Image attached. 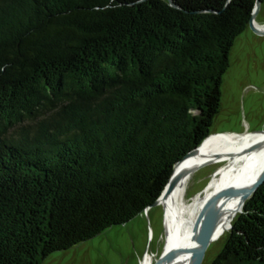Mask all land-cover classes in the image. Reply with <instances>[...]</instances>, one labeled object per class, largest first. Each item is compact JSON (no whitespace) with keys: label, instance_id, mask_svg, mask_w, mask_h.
<instances>
[{"label":"trees","instance_id":"trees-1","mask_svg":"<svg viewBox=\"0 0 264 264\" xmlns=\"http://www.w3.org/2000/svg\"><path fill=\"white\" fill-rule=\"evenodd\" d=\"M174 1L0 0V264L144 212L212 133L256 0ZM211 264H264V183Z\"/></svg>","mask_w":264,"mask_h":264},{"label":"rangeland","instance_id":"rangeland-1","mask_svg":"<svg viewBox=\"0 0 264 264\" xmlns=\"http://www.w3.org/2000/svg\"><path fill=\"white\" fill-rule=\"evenodd\" d=\"M255 20L257 25H264V1ZM229 59L230 66L221 85V106L211 126V132H263L264 34L256 32L248 25L235 38ZM243 162L244 160L237 157L225 158L194 169L188 175L183 195L186 207H192L196 197L206 195L208 190L216 187L215 183L219 179L223 180L221 171L224 167L234 166L225 175V180H231ZM205 208L206 206L200 208L197 215L201 217ZM239 213L240 210L230 224ZM229 232L230 228L226 227L210 243L201 264H211L223 248ZM166 243L165 206L159 203L124 223L112 225L88 240L51 253L39 264H156L165 251Z\"/></svg>","mask_w":264,"mask_h":264},{"label":"bare ground","instance_id":"bare-ground-1","mask_svg":"<svg viewBox=\"0 0 264 264\" xmlns=\"http://www.w3.org/2000/svg\"><path fill=\"white\" fill-rule=\"evenodd\" d=\"M235 157L244 160L242 165L236 169V175L231 180H225V175L230 171L229 168L234 166L224 167L221 171L223 180L219 179L215 183V188L237 183H251L259 177L264 170V131H252L244 134L211 133L196 152L181 162L177 171H191L202 163H217L225 158ZM187 178L188 176L184 177L175 189L161 200L165 206L166 246L178 247L170 252L163 264H191L195 257L191 248L199 246L209 226L210 218L206 208L201 217L197 214L200 208L206 206V201L212 190H208L204 196L196 197L192 207H186L183 195ZM246 195L243 188L236 186L224 188L219 193L214 201L217 218L216 238L226 227H231L230 221L242 207L241 202ZM217 207L220 209H216Z\"/></svg>","mask_w":264,"mask_h":264},{"label":"water","instance_id":"water-1","mask_svg":"<svg viewBox=\"0 0 264 264\" xmlns=\"http://www.w3.org/2000/svg\"><path fill=\"white\" fill-rule=\"evenodd\" d=\"M170 4L175 6V7H180L179 4H177L174 0H169ZM262 5V0H256V4H255V8L253 9L252 15H251V19L249 22V25L251 28H253L256 32L260 33V34H264V27L257 25L255 17L257 15V13L259 12L260 8ZM211 135V134H210ZM201 145V144H200ZM199 145V146H200ZM195 147L193 150H191L182 160H180L174 168L173 174L168 182V184L166 185L165 189L163 190L161 196L151 205H149L145 211H148L149 208L153 205L159 204L163 202L161 201L162 198H165L166 196H168V194H170L175 187L178 185V183H180L182 181V179L184 177H187L191 171H177V167L181 164L182 161H184L188 156L192 155L194 152H196V150L198 149V147ZM205 164V163H202ZM202 164H200L198 167H200ZM264 183V170L262 171V173L259 175V177L251 183H237L235 185H224L221 186L219 188H213L212 191L210 192L208 199L206 201V210L208 211L209 214V226L207 229V232L205 234V236L203 237L202 241L200 242L199 246L197 248H191V250L195 253V257L193 259V261L191 262V264H201L203 261V258L205 256L206 250L208 248V246L210 245V243L216 238V229H217V218L215 215V209H214V201L216 200L217 196L219 195V193L224 189V188H228L230 186H236V187H241L243 188L247 195L246 197L243 199V201L241 202V205L243 206L244 203L246 202V200L259 188L260 185H262ZM243 208H240V211H242ZM233 228V222L231 224L230 230ZM177 246H172V247H167L165 248L164 253L161 255V257L157 260L156 264H163V262L165 261V259L168 257V255L170 254V252H172L173 250L177 249Z\"/></svg>","mask_w":264,"mask_h":264}]
</instances>
